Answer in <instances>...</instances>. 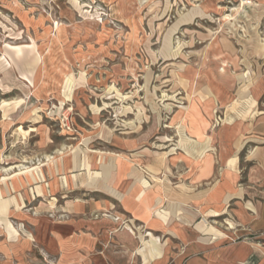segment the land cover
Here are the masks:
<instances>
[{"label": "rangeland", "instance_id": "374dc122", "mask_svg": "<svg viewBox=\"0 0 264 264\" xmlns=\"http://www.w3.org/2000/svg\"><path fill=\"white\" fill-rule=\"evenodd\" d=\"M244 1L0 0V264L52 263L38 242L10 239L37 236L34 165L94 149L102 127L150 125L169 148L188 73L264 80V0ZM22 193L32 200L19 206Z\"/></svg>", "mask_w": 264, "mask_h": 264}, {"label": "crops", "instance_id": "0c3cea01", "mask_svg": "<svg viewBox=\"0 0 264 264\" xmlns=\"http://www.w3.org/2000/svg\"><path fill=\"white\" fill-rule=\"evenodd\" d=\"M186 80L169 148L150 125L126 136L102 127L94 149L34 165L37 236L21 227L11 242H38L54 264H264L248 240L264 239V80L216 68Z\"/></svg>", "mask_w": 264, "mask_h": 264}, {"label": "bare ground", "instance_id": "6f19581e", "mask_svg": "<svg viewBox=\"0 0 264 264\" xmlns=\"http://www.w3.org/2000/svg\"><path fill=\"white\" fill-rule=\"evenodd\" d=\"M243 1V3H245V1L244 0H242ZM19 129L23 132V133H25V134H27L28 132L27 131H25L23 128H22V126H20L19 127ZM31 130H33V129H31Z\"/></svg>", "mask_w": 264, "mask_h": 264}, {"label": "built area", "instance_id": "2783aa9c", "mask_svg": "<svg viewBox=\"0 0 264 264\" xmlns=\"http://www.w3.org/2000/svg\"><path fill=\"white\" fill-rule=\"evenodd\" d=\"M48 264H52V263H48ZM184 264H188L187 262H185Z\"/></svg>", "mask_w": 264, "mask_h": 264}]
</instances>
